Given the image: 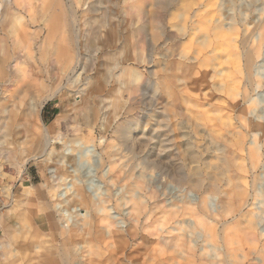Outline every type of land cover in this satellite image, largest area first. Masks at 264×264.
Masks as SVG:
<instances>
[{
    "label": "rangeland",
    "instance_id": "1",
    "mask_svg": "<svg viewBox=\"0 0 264 264\" xmlns=\"http://www.w3.org/2000/svg\"><path fill=\"white\" fill-rule=\"evenodd\" d=\"M141 1L150 12L161 5V24L166 23L175 34L173 40L154 41L153 31L144 27V54L150 56V63L145 64H138L131 57L135 53L131 49L136 40V26H130L126 17V0H81L78 3L63 0V22L67 33L70 36L74 28L82 31L79 45L85 72L81 87L85 91L76 97L74 90L68 89L56 97L55 103L60 107L56 110L55 121L58 120L61 132H67V126L73 123L87 132L81 107L86 108V116L92 118L93 136L89 141L67 144L71 150L61 151L65 144H56L55 152L47 162L31 161L22 176L8 161L6 151L0 150V212L9 213L7 221L3 219L1 224L0 219V244L6 242L3 236L6 227L13 237L20 226L19 215L27 214L32 221L41 224L48 245L67 248L68 264H108L105 256L111 252L119 255L125 264H213L216 260L209 255L215 256L217 252L221 264H258L259 255L253 248L255 231L259 236V249L262 252L264 249V0ZM71 7L77 17L74 28L69 12ZM2 8L26 17L30 15L25 6L14 1L8 8L5 5ZM202 18L208 23L204 24L208 33L216 19L220 23L218 62L214 59V31L206 45L193 34L194 26ZM158 21L154 20L152 29L159 27ZM69 36L66 35L65 39H70ZM261 36V54L255 57L249 70L254 80H260L257 85L252 84L243 71L244 56L249 52L255 54L254 44ZM250 41L253 45L249 44ZM8 43L13 44L11 39ZM89 50L107 60L106 68L110 73L105 75L107 80L104 79L106 86L103 88L85 87V78L91 80L94 72L87 67L88 60L83 56ZM24 54L19 52L18 60L26 59ZM28 60L21 67L25 70L34 68L33 77L44 79V86L39 85V93L43 96L51 91L53 81L44 72L40 60ZM121 64L138 66L147 79L150 78L148 82L161 80V84L156 87L144 84L142 92L133 98L123 83L125 74L121 71ZM174 65L176 68L172 69ZM216 67L221 70L220 74H216ZM23 81L34 80L26 75ZM216 83L220 90H216ZM18 90L19 82L10 86L8 94L16 98ZM31 91L35 93L36 90L33 87ZM15 101L19 105L18 98ZM111 103H117L116 117ZM22 108L18 110L17 118L35 123L30 118H39L40 112L24 116L20 112ZM163 109L167 111L165 123L169 127H158L154 120L147 123L145 115L149 111L159 113ZM129 111L139 117V129L134 131L132 141L140 143L153 131L154 134L158 131L168 134L174 138L175 148L168 151V147L165 153L173 152L175 163H181L178 165L186 169L192 165L187 161L182 166L185 158L181 153L179 126H189L188 122L207 123L218 134L224 147L220 154L230 156L232 172H226L224 164L210 172L222 175V184L229 188L241 177L245 192L235 197L234 203L237 204L230 214L223 212L219 196H209V214L218 221L217 247L206 240L192 212L186 211L179 220L171 219L163 225L164 218L173 214V203H180L179 200L185 197L187 205L194 207L198 196L195 191L184 196L173 182L159 178L152 169L143 168L139 159H131L133 153L125 150L129 140L122 138L121 132L127 126L124 117ZM168 130L170 132H165ZM72 134L73 131L67 132L69 136ZM11 137L14 141L18 138L15 132ZM250 152H254L256 158H251ZM166 161L171 165L174 163L170 158ZM202 170L209 172L206 168ZM41 184H46L43 191ZM28 189H33L35 197L27 196ZM133 196L148 201L141 218H137L132 208L130 198ZM163 208L166 213H160ZM256 213L260 214L257 218ZM45 217L52 224L51 229L47 228ZM204 217L208 222L213 220L211 216ZM183 235H189V239L180 245L178 237L183 238ZM16 245L0 247V264L8 262ZM243 254L247 257L243 258Z\"/></svg>",
    "mask_w": 264,
    "mask_h": 264
},
{
    "label": "bare ground",
    "instance_id": "2",
    "mask_svg": "<svg viewBox=\"0 0 264 264\" xmlns=\"http://www.w3.org/2000/svg\"><path fill=\"white\" fill-rule=\"evenodd\" d=\"M13 1L15 3H20L23 6H25L27 10H29L30 12L29 17H26L23 14L16 11L10 12L6 10L5 11L2 10L3 5H5L6 8H8V6ZM73 1H76L78 3L81 0H73ZM144 3L141 0H126V5H125L126 17L128 19L130 26L133 25L136 26V29L134 30V34L136 35V40L134 42V46L133 47L131 46L132 47L131 50L135 51V53L131 57L138 64L150 63V56L148 57L147 55L144 54V49H145V40L143 38L144 27L151 29L153 31L154 41L156 39L157 40L163 39L164 42H167L175 38V34L171 32V30L165 25L166 23L164 22L165 24H161L160 21L161 9H162L160 7L161 5L160 6L158 5L157 9L155 8L156 11L150 12L148 11ZM69 12L71 13L70 17L74 28V22L75 19H77L76 12L73 9V7L70 8ZM63 19H64L63 0H0V85L2 87V89L0 90V128L8 126L10 121H14V124L13 126L10 127L9 131L11 136L15 132L18 138L16 141L12 139L11 142L13 143L23 142L28 132L31 131V125L34 124V122L26 123L23 121L22 118L21 119L17 118L18 110L23 107L20 112L24 116H31L34 113L40 112V105L35 102V98L37 97V94L40 95L39 85L44 86V79L42 80L40 77H33L34 68L33 69L29 68L27 70L22 69L21 66L23 65V63L29 61L28 58L31 59V61L33 62H35L36 60L38 61L40 60L43 63L44 72H46L47 76L51 78L53 81L52 89L56 88L57 85H60L61 88H63L64 83H67L68 77L72 75L73 68H76L77 73L81 75V83H82V75L85 72V67L83 66L84 64L82 65L81 63V53H80L81 47L79 45V42H81L82 31L80 29L79 31H77L74 28L73 31H70V36H69V34L67 33L68 29L64 28L65 24L63 22ZM154 20H159L158 21L159 27H157L156 30L151 28L152 27L151 25L154 23ZM204 21L205 20L202 18L199 24L194 26L193 34L196 39H199L200 43L206 45L207 42L209 41V36L211 32L214 31V35H215L214 59L217 60L218 62V58L220 55L219 50L221 47L220 23L216 19L215 25L213 24L209 28L210 32L208 33L205 32L207 30V27L204 24H206L207 22L204 23ZM142 22L144 23L143 25H141ZM66 35L69 36L70 39L66 40L65 39ZM8 39L12 40L13 42L12 45L8 43ZM262 40L263 39L261 36L257 44H254L255 54L250 53L249 50L247 49V52H249V54H247V56H244V60H246V62L243 71H246L247 79H249V81H251L252 84L256 83L257 85H259L260 80L259 79L254 80L252 73H250L249 70L253 64L255 57H258L261 54L260 51H261ZM252 41L249 42L250 45H253L251 43ZM27 43H30V46H28ZM19 52L22 53L24 52L26 59L18 60ZM36 52L39 55L36 54ZM30 53L32 54L31 56H29ZM77 60L80 61L79 64L76 63ZM122 66L123 67L121 71L123 74H125L123 83L126 85L127 91L133 98H136L142 92V85L149 84V86L153 85L156 87L161 84L160 82L161 80L159 81L156 80L155 83L148 82L150 78L147 79L144 71H142L138 66H134V65L133 66L130 65L127 67L125 65ZM188 67L189 66L187 65V68ZM173 68H176L175 65L172 66V69ZM220 73L221 70L218 67H216V74H220ZM26 75H28V77L30 78H33L34 81L33 82L29 81L28 83L24 82L23 79ZM104 79H106V77ZM17 82H19V90H18V96L16 98H18L19 105H21V107H19V105L15 101L16 98H12L8 94L9 92L8 90L10 86H13ZM215 85H216L215 86L216 90H220L219 84L216 83ZM33 87L36 90L35 93L31 91ZM111 106L113 108V114L116 117L118 114V113L116 114L118 107L117 103L115 104L111 103ZM81 109L84 118L86 119V126L88 128L87 132L84 131L83 127L76 126L75 129L73 130L72 136L67 135L65 143H61L58 140L54 144H49L44 154H42L41 151H37L36 146H34L32 152L28 153V157L25 160L23 157L19 156L14 151L7 149L6 146H0V150L6 151L7 154L6 156L8 161H10V163H12L17 167L19 175L22 176L23 173L25 172L26 166L31 161L47 162L48 160L45 161L44 156L47 155L49 158V156L55 152L56 144H71V143L78 144L80 142L89 141L92 138L94 132V127L91 124L92 118L86 116L87 115L86 108L84 109L83 107H81ZM165 116H167L166 109L159 111V113L157 111L151 110L148 112V114L145 115V119L147 120V123H150V120L151 121L154 120L155 124L159 125L158 127L161 126L163 128H166L169 127V124L165 123L166 122ZM124 118H125L124 121L126 122L127 126L124 129H121L122 138L126 139L127 141L129 140L127 146L128 149L125 150H128L127 152L133 153L131 159L133 161H134L133 158L139 159L140 164L142 165L143 168L152 169L155 171L156 175L159 178H162L165 181L173 182L177 186L178 190L184 196H186L189 191H195L197 193L198 201L196 202L194 207H189L187 205L186 203L187 201L185 200V197L179 200L180 203H173L172 207L173 206L175 207V208L173 207L174 208L173 214L169 218L166 217H165L166 219L164 218L163 225L167 224V222H169L171 219L179 220L180 217H183V215L187 213L186 211L192 212L194 213V216L196 215L195 217L197 218V224L200 227H202L206 240L211 242L213 245H216V242L218 240L217 239L218 235L216 231L218 221L217 220L215 221L214 220L215 217L209 214V210H208L209 196L210 195L219 196L222 201L223 212L225 214H230L233 211L232 207H235L237 204L236 202L234 203L235 197L243 195V193L245 192L244 185L241 183L242 180L241 177H239L235 182H233L232 188H229L226 187L227 185L222 184V181L224 180L222 175L213 174L212 172H210L211 170H215L218 165H223V164L226 167L225 169L226 172L229 173L232 172V166H231L232 164H231L230 156L227 154H222V153L220 154V152L224 150V147L219 140L218 134H216V132H214L211 127H208L207 123L200 124L199 122H188L189 126L186 125L182 126V124L179 126L180 137L182 139L181 153L185 158L183 163L184 165L182 164V166H185L186 165L185 162L187 161H188V165L189 164L192 165V167L186 169L184 167H180L181 163L179 164L177 162L180 166L175 163L173 152H170L168 155L167 153H165L166 148L169 147L168 151H171L175 148L174 146L175 141H173L174 138L173 139L170 138V136L165 133V132H170V130L165 131L164 132L165 134H162V132L159 133V131L158 134H154L153 131V133L152 134L150 133L151 134L150 136H146V138L142 140V142L135 143L134 141H132V138H134L133 137L134 131H137L139 129L138 127L139 117L136 114L129 111L128 115H126V117ZM55 123L57 124V126L59 125L58 120H56ZM15 125H22V127H15ZM135 136L137 137V135ZM204 137H206V139L204 142H202L201 139ZM3 138L4 137L0 135V139ZM61 139L64 138L61 137ZM139 153L143 154V156H138ZM175 154L178 155L177 153ZM250 154H251V158H256V154L254 152H250ZM169 158L170 160L172 159V162H174L172 163V165L168 164V162L166 161V159ZM178 161L180 162V160ZM203 168L208 169L209 172L204 173L202 170ZM229 177H232V175H229ZM41 185L42 186L40 188L43 191L46 184H41ZM32 188H35V186ZM26 194L28 197H35L33 189H28ZM134 198L135 199L139 198V199L134 200ZM130 201H132V208L134 211H136L137 218H141L140 216L143 214V210L147 207L148 201H143L140 197H134V196L133 198H130ZM55 207H57L56 204ZM164 211L165 209L163 208L160 211V213ZM262 212H264V209H262ZM164 213H166V211ZM8 214H9L8 211L6 213L0 212V219L2 220L1 224L3 222V219L7 221ZM206 215L208 217L211 216L213 220L211 222H208V219L204 217ZM255 216L257 218L260 216V214L256 213ZM19 218H20V223H19L20 226L13 237L11 236L8 227H6L5 232H3L4 233L3 236L6 242L1 243L0 247L13 246L17 244L13 249L14 252L12 254V257L9 258L8 262H6L5 264H68L67 261L69 254L66 247L65 248L61 247L62 248L61 250V248L58 246L55 247L48 245L43 238L42 234L44 232V229L39 222L32 221L27 214H25V216L20 214ZM104 219H106V216ZM137 220L139 221V219ZM44 221L45 223H47L46 224L47 228L51 229L52 224L50 223L48 217L47 218L45 217ZM258 224L259 222L256 221V225ZM256 229L257 228L255 227V230ZM254 234H255V239H254L255 242L253 248H254V252L259 255L257 256V262L258 264H264V249L263 252L260 251L259 249L260 241H259L258 233L255 231ZM188 236L189 235H186L184 237L183 235L182 236L183 238L178 237L180 238L178 239L180 241V245L186 243V241L189 239ZM170 242H172V240H170ZM219 255L220 253L218 252L215 254V256L212 254L209 255L211 259L216 260L213 261V264H221V262L218 259ZM102 256H104V254H102ZM105 257H107L106 260L108 261V264H125L122 258L119 255L117 256L116 253L114 252L109 253V255ZM246 257L247 254H243V258Z\"/></svg>",
    "mask_w": 264,
    "mask_h": 264
},
{
    "label": "clouds",
    "instance_id": "3",
    "mask_svg": "<svg viewBox=\"0 0 264 264\" xmlns=\"http://www.w3.org/2000/svg\"><path fill=\"white\" fill-rule=\"evenodd\" d=\"M83 56L88 60L87 67L94 69L93 78L91 80L85 78V87L103 88L105 86L104 77L106 73H110V69L106 68V58L95 55L91 50L84 52ZM76 63L79 64L80 61L77 60ZM68 89L74 90L73 95L76 97L84 94L85 88L81 87V75L77 73L76 68L72 69V75L68 77L67 83L63 85V88L57 85L56 88L51 89L50 93H46L43 96L37 94L35 102L40 105L39 118L36 116L30 118L35 120V123L31 125V131L28 132L25 140L20 143L11 142L12 137L9 130L13 126L14 121H10L8 126L0 128V135L4 137L0 139V146H6L7 149L14 151L26 160L28 153L32 152L34 146H36L37 151H41L44 154L49 144H54L58 140L61 143H65L67 132L73 131L75 124L68 125L67 132L58 130V126L55 123V116L56 110L60 105L55 103V100L57 96L62 95V92ZM77 103H79V100H77ZM65 123L67 122L65 121ZM15 127H22V125H15ZM61 137L64 139H61ZM60 150L65 151L71 149L65 144V148H61ZM44 159L47 161L48 156L45 155Z\"/></svg>",
    "mask_w": 264,
    "mask_h": 264
}]
</instances>
